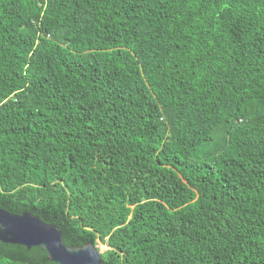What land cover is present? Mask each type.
Returning <instances> with one entry per match:
<instances>
[{
	"label": "trees",
	"instance_id": "obj_1",
	"mask_svg": "<svg viewBox=\"0 0 264 264\" xmlns=\"http://www.w3.org/2000/svg\"><path fill=\"white\" fill-rule=\"evenodd\" d=\"M0 207L99 264H264V0H0Z\"/></svg>",
	"mask_w": 264,
	"mask_h": 264
},
{
	"label": "water",
	"instance_id": "obj_2",
	"mask_svg": "<svg viewBox=\"0 0 264 264\" xmlns=\"http://www.w3.org/2000/svg\"><path fill=\"white\" fill-rule=\"evenodd\" d=\"M0 242L40 247L55 264H99L102 251L92 243L67 245L61 230L31 212L12 213L0 207Z\"/></svg>",
	"mask_w": 264,
	"mask_h": 264
},
{
	"label": "rangeland",
	"instance_id": "obj_3",
	"mask_svg": "<svg viewBox=\"0 0 264 264\" xmlns=\"http://www.w3.org/2000/svg\"><path fill=\"white\" fill-rule=\"evenodd\" d=\"M96 246L101 250L104 251L106 249V246L100 242H97Z\"/></svg>",
	"mask_w": 264,
	"mask_h": 264
},
{
	"label": "bare ground",
	"instance_id": "obj_4",
	"mask_svg": "<svg viewBox=\"0 0 264 264\" xmlns=\"http://www.w3.org/2000/svg\"><path fill=\"white\" fill-rule=\"evenodd\" d=\"M208 151H210V150H208Z\"/></svg>",
	"mask_w": 264,
	"mask_h": 264
}]
</instances>
